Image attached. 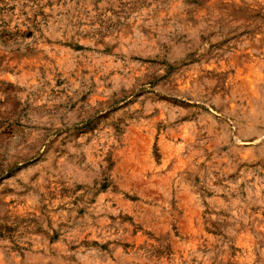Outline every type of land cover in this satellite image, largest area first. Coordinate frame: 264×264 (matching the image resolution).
<instances>
[{
	"label": "rangeland",
	"instance_id": "374dc122",
	"mask_svg": "<svg viewBox=\"0 0 264 264\" xmlns=\"http://www.w3.org/2000/svg\"><path fill=\"white\" fill-rule=\"evenodd\" d=\"M0 264H264V0H0Z\"/></svg>",
	"mask_w": 264,
	"mask_h": 264
}]
</instances>
